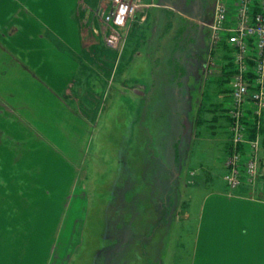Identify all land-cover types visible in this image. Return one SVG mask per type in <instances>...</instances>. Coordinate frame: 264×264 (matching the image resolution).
Instances as JSON below:
<instances>
[{"label": "crops", "instance_id": "0c3cea01", "mask_svg": "<svg viewBox=\"0 0 264 264\" xmlns=\"http://www.w3.org/2000/svg\"><path fill=\"white\" fill-rule=\"evenodd\" d=\"M186 1L139 0L133 21L114 28L102 21V14L97 17L106 10L105 0H0V264H62L56 254L62 249L64 228L75 220L78 163L90 141L85 97L101 84L99 99L108 98L118 69L120 89H126L117 98H145L158 92L159 59L160 66L165 63L175 71L179 59L171 60L167 53L169 35L184 37L186 20L207 27L204 20L188 18ZM154 7L160 9L155 14ZM146 27L155 33L162 30V35L170 31L160 40L161 46L150 48L147 72L135 62L133 46L143 40ZM115 38L120 40V55L110 77L100 71L107 64L100 52L110 50L107 42ZM225 53L222 47L211 49L209 43L203 63L211 75L208 81L218 78L224 85L216 104L220 127L214 131L219 153L212 160L214 171L219 168L222 174V158L230 143L225 82L231 64ZM174 70L166 78L171 96L177 98ZM81 83L82 90L77 87ZM80 98L87 101L83 108L77 103ZM203 106L208 113L215 105L207 107L203 99L200 109ZM194 140L195 147L202 137L196 135ZM193 154L195 148L191 161ZM260 154H264V120L261 167ZM251 189L232 194L225 185L223 191L205 192L190 264H264V193L257 195Z\"/></svg>", "mask_w": 264, "mask_h": 264}, {"label": "rangeland", "instance_id": "374dc122", "mask_svg": "<svg viewBox=\"0 0 264 264\" xmlns=\"http://www.w3.org/2000/svg\"><path fill=\"white\" fill-rule=\"evenodd\" d=\"M214 2L189 0L185 9L188 18L209 21ZM104 7L107 9V4ZM158 10L151 8L154 14ZM184 26V37L169 35L168 40L171 60L179 58L176 71L158 61V92L145 98H117L120 90L126 89H120L118 69L108 98L99 99L101 84H97L95 91H88L89 98L85 97L89 108H83L84 98L77 101L89 113L90 141L78 163L75 220L64 228L62 249L56 254L62 264H190L205 192L225 189L221 170L215 172L212 162L219 153V136L214 131L220 127L216 104L224 85L218 78L208 81L211 75L203 65L209 54V29L189 20ZM168 31L162 35V30L155 33L146 27L143 40L133 45L135 62L142 64L145 72L150 48L161 46ZM115 40L107 42L110 50L100 52L107 63L100 71L110 77L118 68L120 55V40ZM109 64H113L111 71ZM171 70L176 73L177 98L171 96V84L167 83ZM82 86L77 87L82 90ZM203 99L207 107L215 105L212 112L207 113L204 106L200 109ZM197 117L202 121L199 124ZM196 135L202 140L194 147ZM260 157L262 176L253 187L248 186L257 195L264 193V154Z\"/></svg>", "mask_w": 264, "mask_h": 264}, {"label": "built area", "instance_id": "2783aa9c", "mask_svg": "<svg viewBox=\"0 0 264 264\" xmlns=\"http://www.w3.org/2000/svg\"><path fill=\"white\" fill-rule=\"evenodd\" d=\"M105 1L107 9L102 13V21L119 28L135 15L139 0ZM203 23L210 31V48H224L231 64L225 84L230 98L225 105V113L230 117V144L222 158V179L229 193L242 194L261 175L264 0H216L212 18Z\"/></svg>", "mask_w": 264, "mask_h": 264}, {"label": "trees", "instance_id": "16d2710c", "mask_svg": "<svg viewBox=\"0 0 264 264\" xmlns=\"http://www.w3.org/2000/svg\"><path fill=\"white\" fill-rule=\"evenodd\" d=\"M230 144V143H229ZM229 144H228V147H229Z\"/></svg>", "mask_w": 264, "mask_h": 264}]
</instances>
